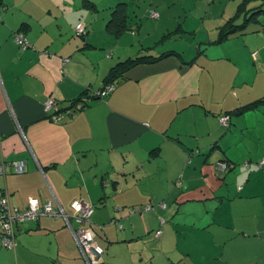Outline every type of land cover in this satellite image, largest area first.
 Instances as JSON below:
<instances>
[{"label":"crops","instance_id":"crops-1","mask_svg":"<svg viewBox=\"0 0 264 264\" xmlns=\"http://www.w3.org/2000/svg\"><path fill=\"white\" fill-rule=\"evenodd\" d=\"M67 2L0 0L1 183L14 207L34 197L71 214L19 223L14 249L0 234V264H86L71 227L77 198L95 206L100 264H264V0H148L154 22L130 23L127 6V28L88 16L85 37L70 30ZM165 51L75 114H47L49 97L65 106L117 62ZM224 158L235 165L220 171Z\"/></svg>","mask_w":264,"mask_h":264},{"label":"built area","instance_id":"built-area-1","mask_svg":"<svg viewBox=\"0 0 264 264\" xmlns=\"http://www.w3.org/2000/svg\"><path fill=\"white\" fill-rule=\"evenodd\" d=\"M153 17L158 16L154 11L151 13ZM85 32V26L83 23H79L76 27V33L78 35ZM15 41L20 46L28 47L30 44L28 40L22 33L15 34ZM115 88L114 83L106 85V87L101 90V96H107ZM55 104V100L49 97L45 102V110L51 109ZM220 122L224 125L230 123V118L228 115H223L220 117ZM9 165L18 173L25 170V162L21 160H14L9 163ZM6 163L0 162V234L2 237V244L5 247L14 249L16 247V235L15 226L19 223L27 220H37L42 216H52L59 217L63 216L70 223V215L66 210H64L60 205H53L50 202L41 204L37 198L31 197L28 200V206L23 209H19L11 205L10 194L5 186L1 183V177L5 173ZM217 169L220 171H226L229 166L224 161L217 162ZM149 206H147V209ZM73 213L72 216L75 218L77 227H72L73 234L78 242L81 249L82 256L86 264H98L101 255L104 252L103 247L95 239L92 228L87 225L91 222V216L94 212V207L92 204L86 202L83 199H76L72 203ZM162 229L156 231V236L162 234Z\"/></svg>","mask_w":264,"mask_h":264},{"label":"trees","instance_id":"trees-1","mask_svg":"<svg viewBox=\"0 0 264 264\" xmlns=\"http://www.w3.org/2000/svg\"><path fill=\"white\" fill-rule=\"evenodd\" d=\"M91 4L96 5L95 3H92V2H91ZM127 6H128L127 2H120V3H118V5L111 12V18L108 21V24H109L110 27H118L117 28L118 33L122 29L128 27L126 25V23H125L126 22V18H127ZM261 7H262V5H261ZM261 7H257L255 10H250V9L247 10L246 14L244 15L245 19L241 23H236L234 18H230L229 21L227 22V24L224 25V28L221 30L220 37H219L218 41L221 40V39L227 38L229 35H231L233 33L240 32L243 29H245L246 24L249 21L254 20L255 16L259 13V11H261L260 10ZM262 11H264V9H262ZM23 24H25V23H23ZM17 32H19V31H17ZM86 32L87 31L85 30V32L83 34H80V35L77 34V35L81 36V37H85ZM169 54H171V51H165L164 53L160 54L159 56H154V55H151V54H140V55H137L135 57H130V58L126 59V60L117 62L111 68L109 74L104 78V82L105 83H104L103 86H101L100 88H93L91 86H86L84 88V90L82 91V93L79 94V96H77L76 98H73L72 100H70V103L65 105V106H62L60 100H57L56 98H54V100H55L54 106L51 109L46 110V112H47V114H50V117H51L52 120H60L66 114L67 115H73L77 111H79L80 109H82L86 105H88L93 99L104 98L105 96L103 97L100 94L101 90H103L106 87V85H108L110 83H114L115 84V79H117L119 76L123 75L128 69L138 65L139 63L156 61V60L161 59L162 57H165V56H167ZM254 104H256V103H251L249 105L242 106V107H240L238 109H239V111H242L243 109H245V108H247V107H249L251 105H254ZM219 161H224L225 163H227L228 166H229L228 169H230V167L232 168L235 165L228 158H224V159L219 160ZM216 165H217V163H216ZM23 172H25V170ZM77 199H79V198H77ZM147 206H149V205H147ZM147 206H145L146 209H147ZM93 207H94V211H95V206H93ZM133 208H135V207L131 206V208H130V209H132L131 213L134 212ZM149 208H150V206H149ZM93 214H94V212H93ZM93 214L91 216V222L87 223V225H89L91 228L93 227L92 226V224H93ZM77 225H76V227H77ZM122 226L123 225L120 224V227H122ZM92 230H93V228H92ZM93 233H94V230H93ZM155 236H156V234H155ZM94 237H95V235H94ZM100 245H101V243H100ZM103 249H104V252L101 255V258L99 259L98 264H100L102 259H103V256H104V253H105V248L103 247Z\"/></svg>","mask_w":264,"mask_h":264},{"label":"rangeland","instance_id":"rangeland-1","mask_svg":"<svg viewBox=\"0 0 264 264\" xmlns=\"http://www.w3.org/2000/svg\"><path fill=\"white\" fill-rule=\"evenodd\" d=\"M89 1L88 0H69V2H67L68 3L67 8L72 7V6L74 8L77 7L76 11H72L73 13L71 14L69 13V15L67 14L68 10L66 12L67 14L66 16L68 18L67 21H70L72 23L71 24L72 28L70 29L72 32L76 33L77 23L79 21L83 23L84 20L88 18V16H92V18L95 20L94 21L95 23L104 22V24H106L105 17H107L108 15L110 16V13L118 5V3L125 2V1L128 3V18H129L130 23H132L133 21L135 22L141 21L143 19L145 23L149 20H152V22L156 20L154 18L151 19L149 15H146L147 9L149 7L148 3H146V1L148 0H89ZM176 1L178 3L181 0H176ZM202 1L203 0H199V2L201 3ZM91 2L95 3L96 5L91 4ZM169 2H172V0H169ZM111 5L113 7L112 9L110 8ZM140 6L142 8H140ZM64 12H65V8H62L61 14L59 15V17H60V20L67 25L64 19L65 17ZM261 17L263 18L264 14H261ZM157 255L164 256L166 258L168 257L167 254H162L160 252H158Z\"/></svg>","mask_w":264,"mask_h":264}]
</instances>
